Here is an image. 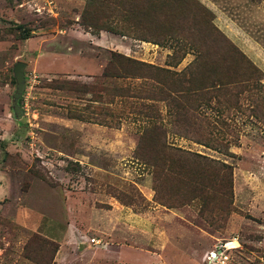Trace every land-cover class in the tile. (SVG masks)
<instances>
[{
  "label": "rangeland",
  "instance_id": "rangeland-1",
  "mask_svg": "<svg viewBox=\"0 0 264 264\" xmlns=\"http://www.w3.org/2000/svg\"><path fill=\"white\" fill-rule=\"evenodd\" d=\"M167 1L0 0V264H59V241L90 236L111 264H259L264 0ZM114 53L151 64L166 100L141 104L152 79L103 77ZM106 111L120 125L91 120Z\"/></svg>",
  "mask_w": 264,
  "mask_h": 264
},
{
  "label": "trees",
  "instance_id": "trees-1",
  "mask_svg": "<svg viewBox=\"0 0 264 264\" xmlns=\"http://www.w3.org/2000/svg\"><path fill=\"white\" fill-rule=\"evenodd\" d=\"M146 1L149 4V0H146ZM166 5L168 6V1L167 0H158V2L156 3L157 10H159V9L163 10V8H165ZM124 9L126 11L127 17H130V16L136 14L134 9L131 8V5H128V7L126 6ZM148 10L143 5L142 7L140 6L138 12L141 13V11H142V15L148 17V14H149ZM28 32H29V30H26V32H25V34L23 36L26 37ZM114 54H116V56H121V59L120 58L116 59V58H113V57L110 58L108 60L107 64L105 65L104 69L101 72V75L103 77H106V78H112V77H114V78L141 77V78H143V77H146L147 79H152L153 83H155V84L152 87H148V89H146V91H145V94H142V96L144 97V100L141 101V104L145 105L146 107H150V105H152L153 101L166 100L167 92H168V87H167V85H165V84H168V83L165 82L166 80L163 79V78L156 80L155 78L151 77V75H147L148 73H144L143 72L144 69L152 68L151 64L145 63L144 61H141V60L138 61L136 59H132V58H130L128 56H125V55H122V54H119V53H114ZM205 66H208V65L205 64ZM203 68H204V66L202 64H200L198 74H201V71H203ZM142 69H143V71H142ZM155 69L157 70L156 71L157 73H162V74L164 72L168 71V70L163 69L162 67L161 68H155ZM166 75H168V74H166ZM192 80L193 81L194 80H199L200 83L202 82L201 79H194L193 78ZM158 85H160L159 86V91H160L159 95H157L155 93V88L158 87ZM201 87H203V86H201ZM105 89H106V87H105ZM108 89L113 90L114 87H110ZM127 89H128V87H127ZM123 90H124V87H123ZM123 90L121 92L124 93V95H125L126 93ZM128 99L129 98H125L123 100L124 101L123 104H126ZM152 108H153V105H152ZM192 108H194V107L191 106V109ZM150 111L148 112L149 114L148 113H145V114L147 116L150 115L151 114ZM140 112H142V111H140ZM111 113L112 112H110V111H106V115H105L106 117H103L102 119L91 117V116H90V118H91V120H95V121L100 122V124L105 123V124H111V125H115V126L120 125V122H119L120 119H116V118L112 117ZM73 116L80 117L79 114L78 115H73ZM90 118L88 120H90ZM113 120H115V121H113ZM188 123L190 124V121ZM157 125L158 124L155 123V121H154L153 127H156ZM162 126L163 125H161V127ZM150 130H151L150 127H145V126L143 127L141 153H140L143 156H145V153H143L144 152L143 148L145 147V145H147L148 143L151 142V140H149V138L147 137V131H150ZM204 136H205L204 134H200V135H197V136L193 137V139H194V141H196L198 143L204 144V146H208V143H209V146H210L214 140L210 143L209 141H207V140L205 141L203 139ZM191 139H192V135H191ZM211 139L212 138L210 137V141H211ZM157 145L160 146V148L166 147L169 150L178 149V150L182 151L179 147L174 148L169 142L167 143L164 139H163V142H162V140L158 139V144ZM184 152H186V151H184ZM145 157L149 158V155H146ZM155 160L156 161L162 160V157L158 155Z\"/></svg>",
  "mask_w": 264,
  "mask_h": 264
},
{
  "label": "crops",
  "instance_id": "crops-1",
  "mask_svg": "<svg viewBox=\"0 0 264 264\" xmlns=\"http://www.w3.org/2000/svg\"><path fill=\"white\" fill-rule=\"evenodd\" d=\"M99 240V244L86 241L87 244L82 246L71 240L68 243L59 241L53 259L59 264H111L112 260L109 258L114 256L113 250L109 249L111 243L107 239Z\"/></svg>",
  "mask_w": 264,
  "mask_h": 264
},
{
  "label": "built area",
  "instance_id": "built-area-1",
  "mask_svg": "<svg viewBox=\"0 0 264 264\" xmlns=\"http://www.w3.org/2000/svg\"><path fill=\"white\" fill-rule=\"evenodd\" d=\"M89 242L91 243H100V240L95 237V236H90L88 237ZM232 242V239H226L222 242H219L218 245L216 247L213 248V250L209 251L207 253V255H205L210 262H213V260H215L214 262L220 261L222 262L226 256V250L229 248H232L234 246ZM258 258V262L259 264H264V255H260L257 257Z\"/></svg>",
  "mask_w": 264,
  "mask_h": 264
},
{
  "label": "water",
  "instance_id": "water-1",
  "mask_svg": "<svg viewBox=\"0 0 264 264\" xmlns=\"http://www.w3.org/2000/svg\"><path fill=\"white\" fill-rule=\"evenodd\" d=\"M24 66H25V62L18 60L14 64L13 68L11 69L12 74L14 75V77L16 79L15 97H18L24 88V76L22 75Z\"/></svg>",
  "mask_w": 264,
  "mask_h": 264
}]
</instances>
